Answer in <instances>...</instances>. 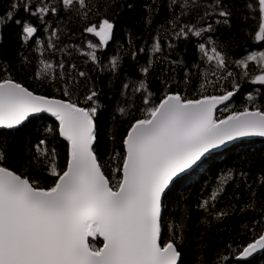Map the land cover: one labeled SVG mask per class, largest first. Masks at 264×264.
<instances>
[{
  "label": "snow or ice",
  "instance_id": "snow-or-ice-1",
  "mask_svg": "<svg viewBox=\"0 0 264 264\" xmlns=\"http://www.w3.org/2000/svg\"><path fill=\"white\" fill-rule=\"evenodd\" d=\"M163 4L170 15L152 30L150 58L138 69L143 78L122 84L123 89H131L125 101L128 107L118 108L130 119L121 140L124 150L113 148L106 158L97 147V120L104 105L93 72L118 75L125 55L135 60L143 53L144 47L132 49L134 33L128 32V49L104 64L101 54L113 41L115 16L100 13L89 0H12L10 9L0 16V46L4 28L12 22L20 26L22 45L34 43V51L40 54L33 65L23 50L18 51L20 64L25 70L34 66V78L41 83H59L55 91L61 93L42 95L25 87L13 77L12 61L0 54V130L14 133L41 114L58 122L56 127L46 126L45 135L35 144L26 140L19 171L9 166L11 138L0 132V264H186V218H165L167 194L174 181L210 151L241 137H264V103L257 100V96L264 99L260 89L256 95H247L240 110L230 107L242 81L264 85V51L231 58L226 41L215 35L219 26H232L234 13L224 0H150L144 5L145 28L153 24ZM94 8V15L101 18L89 23ZM246 8L250 15L243 19L257 20L258 29L247 34L254 42H264V0H249ZM21 10L38 19L45 37L36 36L40 28L31 20L17 18ZM61 11L69 19L79 17L86 25L83 31L98 41H88L86 47L64 44L61 37L67 32L52 19ZM190 39H196L198 61L188 66L182 56L169 59L180 40ZM57 54L59 59H54ZM76 54L91 67L81 70ZM158 64L163 65L160 71L166 78L161 83L168 90L156 97L147 77ZM176 68L187 69L184 83L191 84L195 77L202 94L189 98L172 90L170 80ZM136 99L142 107L135 106ZM218 110L229 114L217 117ZM57 135L68 143L63 168L55 145ZM108 135L115 143V130ZM45 175L47 186L41 179ZM238 176L245 182L249 179L248 172L226 169L210 197L197 206L217 220L229 215L210 208ZM254 182L264 184V173ZM246 186L252 189V184ZM249 196L252 199L241 212L256 208V191L251 190ZM165 229L167 240L162 238ZM253 236V242L238 245L237 259L264 252V227ZM97 238H102V246H97ZM228 259L221 256L212 264ZM187 264L209 262L190 257Z\"/></svg>",
  "mask_w": 264,
  "mask_h": 264
},
{
  "label": "trees",
  "instance_id": "trees-1",
  "mask_svg": "<svg viewBox=\"0 0 264 264\" xmlns=\"http://www.w3.org/2000/svg\"><path fill=\"white\" fill-rule=\"evenodd\" d=\"M12 0H0V16H4L10 9ZM90 4H95L100 13L108 15L110 18L115 16L114 38L109 45L102 51L101 59L107 64L109 59L116 54L125 52L129 46L128 32L134 33L132 49L138 50L145 48L143 53L138 54L135 60L125 55L123 65L118 75L109 72H93L95 77L96 88L100 91V102L104 105L98 115V144L99 154L107 157L113 148L123 152L121 140L126 134L130 124V119L126 115L119 113V107H128L125 101L131 95V89H123L122 84L129 80L138 81L143 78V74L138 69L146 64L150 58L149 49L153 42V36L158 26L163 24L169 18V10L166 4L160 5L159 13L155 16L153 24L145 28L143 17L146 16L144 5L150 0H89ZM233 11L231 18V28L219 26L215 35L226 41V47L230 52L232 59L242 58L244 55L253 51H263L264 42H254L248 32L255 33L257 20L249 18L243 19L250 13L246 8L249 0H224ZM132 7L129 8L128 5ZM178 11V8H174ZM96 9H93L92 17L89 21L99 22L100 16L94 15ZM257 18L259 13H256ZM17 18L29 19L33 24L39 26L40 30L37 37H45L44 26L39 25L38 19L28 16L23 10L20 11ZM54 21L60 22L67 35L61 37L64 44H78L86 47L88 41L97 42L92 34L83 31L86 26L79 17L73 16L69 19L68 14L61 11L59 17H52ZM4 44L0 46V54L3 59L12 61L11 72L13 77L24 86L42 95H57L61 93L55 91L59 83H41L34 78L35 68H25L20 64L16 54L23 50L25 56L33 61V65L39 59V53L34 51L35 44L30 42L22 45L20 39L21 28L14 22L9 23L4 28ZM36 37L33 38L35 40ZM123 45V48L121 46ZM182 56L188 66L198 61L199 53L196 47V39L180 40L174 53L169 54V59H177ZM54 59H59L57 54ZM76 59L81 61V70H87L91 67L90 63L84 65L83 58L76 54ZM67 67V65H66ZM163 67L158 64L156 70L151 72L147 79L150 82V90L156 97L163 95L168 89L164 88L161 83L166 77L160 71ZM172 66L169 65V68ZM187 69L176 68L172 83V90L180 91L189 98L198 97L201 90L198 87V81L192 78L191 84L184 83V76ZM195 71V70H194ZM239 71V69H237ZM256 89L264 94V85L253 84L251 80L242 81L240 92L233 98L231 108L240 110L246 104V97L249 93L256 95ZM209 94H214L209 90ZM139 97V93L136 94ZM260 103H264L261 96H257ZM158 102V100H157ZM136 107H142L138 99L135 100ZM226 111L218 113L217 117L228 115ZM135 115L139 117L140 113ZM56 127L58 122L47 114L40 115L38 118H32L25 126L16 132L3 131L4 135L11 138L12 151L9 155V166L14 170H21V160L24 158V146L26 140L35 144L45 135L46 126ZM109 130H115V143L109 139ZM55 145L59 153V164L63 168L66 165L68 143L63 138L56 136ZM114 166V165H113ZM226 169H234L237 172H248L249 179L247 182L241 180L239 176L227 184L226 191L223 192L215 201L214 208L211 212H228L229 215L223 219L217 220L214 215L205 212L198 207L203 200L208 199L212 191L216 188L219 177ZM264 173V140L243 141L224 151L213 153L207 156L202 163L190 173L177 179L167 194V209L164 216L167 220H179L181 216L186 218L187 231L183 242V252L185 262L190 257H195L198 261L203 258L212 264L218 257L228 256V261L224 264H264V252L248 261H238L236 256L240 252L239 246H246L247 243L253 242V232H260V221L264 220V184H257L258 174ZM42 181L47 186L48 177L42 176ZM246 183L252 184V189L246 186ZM256 191L255 209L243 208L252 199L249 196L251 190ZM164 240L169 238L165 229L163 233ZM97 246H102V241L97 239Z\"/></svg>",
  "mask_w": 264,
  "mask_h": 264
},
{
  "label": "bare ground",
  "instance_id": "bare-ground-1",
  "mask_svg": "<svg viewBox=\"0 0 264 264\" xmlns=\"http://www.w3.org/2000/svg\"><path fill=\"white\" fill-rule=\"evenodd\" d=\"M221 109H222V108H221ZM221 111H222V110H218L217 113H216V115H218V113L221 112ZM41 115H43V114H41ZM47 115H49V114H47ZM49 116H50V115H49ZM251 140H261V139H242V140H239V141H236V142L232 143V144L229 145L228 147H225V148L220 149V150L212 151V152L208 153V154H207V155H206V156H205V157L199 162V164H198L197 166H195L193 169H191L190 171L186 172L185 174L179 176V178H181L182 176H184V175L190 173L191 171H193L194 169H196V168L202 163V161H203L207 156H209L210 154L218 153V152L224 151V150L229 149L230 147L234 146V145L237 144V143H240V142H243V141H251ZM179 178H177V179H179ZM177 179H176V180H177ZM176 180L174 181V183L176 182ZM174 183H173V184H174ZM173 184L171 185V187L173 186ZM259 254H261V253H259ZM259 254H257L256 256H258ZM256 256H254V257H256ZM237 257H239V254L235 257L236 260H238ZM254 257H252L251 259H253ZM251 259H249V260H251ZM238 261H240V260H238ZM244 261H248V260H244Z\"/></svg>",
  "mask_w": 264,
  "mask_h": 264
},
{
  "label": "water",
  "instance_id": "water-1",
  "mask_svg": "<svg viewBox=\"0 0 264 264\" xmlns=\"http://www.w3.org/2000/svg\"><path fill=\"white\" fill-rule=\"evenodd\" d=\"M26 87V86H25ZM31 90V89H30ZM33 91V90H32ZM38 94V93H37ZM223 106H221V108H222ZM242 139H261V140H264V137H260V136H249V137H241V138H238V139H236V140H234V141H232V142H229L228 144H226L225 146H222V147H220V148H218V149H214V150H212V151H216V150H220V149H223V148H225V147H228L229 145H231L232 143H234V142H236V141H239V140H242ZM212 151H210V152H212ZM209 152V153H210ZM207 155V154H206ZM204 158V157H203ZM202 158V159H203ZM199 164V163H198ZM197 164V165H198ZM196 165V166H197ZM195 167V166H194ZM193 167V168H194ZM192 168V169H193ZM191 169H189V170H187L186 172H188V171H190ZM185 172V173H186ZM185 173H183V174H185ZM183 174H181V175H183ZM180 175V176H181ZM97 239H100L101 241H102V238H97ZM257 254H259V253H257ZM257 254H254L252 257H254V256H256ZM252 257H248V258H242V259H238V260H240V261H244V260H249V259H251Z\"/></svg>",
  "mask_w": 264,
  "mask_h": 264
},
{
  "label": "rangeland",
  "instance_id": "rangeland-1",
  "mask_svg": "<svg viewBox=\"0 0 264 264\" xmlns=\"http://www.w3.org/2000/svg\"><path fill=\"white\" fill-rule=\"evenodd\" d=\"M264 51V50H263Z\"/></svg>",
  "mask_w": 264,
  "mask_h": 264
}]
</instances>
